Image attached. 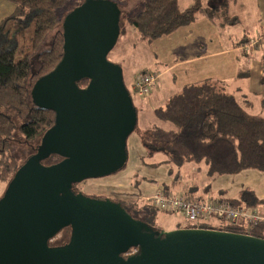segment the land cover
<instances>
[{
	"label": "water",
	"instance_id": "obj_1",
	"mask_svg": "<svg viewBox=\"0 0 264 264\" xmlns=\"http://www.w3.org/2000/svg\"><path fill=\"white\" fill-rule=\"evenodd\" d=\"M121 19L111 0H85L64 17V55L32 88L55 122L0 198V264H264L263 237L216 228L157 232L120 202L74 192V183L128 161L137 108L122 66L108 59ZM51 155L61 159L45 163ZM67 227L69 242L51 245Z\"/></svg>",
	"mask_w": 264,
	"mask_h": 264
},
{
	"label": "trees",
	"instance_id": "obj_2",
	"mask_svg": "<svg viewBox=\"0 0 264 264\" xmlns=\"http://www.w3.org/2000/svg\"><path fill=\"white\" fill-rule=\"evenodd\" d=\"M10 1L14 3L13 12L0 23V34H7V40L0 45V183L7 184L20 165L12 152L16 130L36 151L42 135L55 122L53 110L34 102L32 88L64 55V16L60 9L69 0ZM213 2L195 0L181 8L179 0H146L137 14L127 12L120 34L130 24L142 39L152 41L193 23L200 15L223 25L238 21L229 12L231 0ZM33 58L37 59L36 70H32ZM87 84L88 79L79 82L82 87ZM250 105L247 99L228 92L223 80L205 78L188 83L172 94L164 106L153 109L158 119L173 126H158L150 136L157 145L155 149L162 150L169 163L179 167L204 163L212 178L247 169L264 171V118L251 114ZM36 139L39 143L32 144ZM55 157L45 156L43 160L51 163ZM176 177L179 179L178 174ZM120 202L133 217L161 231L153 219L158 208L141 198ZM232 202L257 208L264 200L254 189L245 187ZM204 227L246 232L243 224L207 223ZM251 233L264 238V221L255 224ZM136 251L132 248L129 253Z\"/></svg>",
	"mask_w": 264,
	"mask_h": 264
},
{
	"label": "rangeland",
	"instance_id": "obj_3",
	"mask_svg": "<svg viewBox=\"0 0 264 264\" xmlns=\"http://www.w3.org/2000/svg\"><path fill=\"white\" fill-rule=\"evenodd\" d=\"M85 0H69L61 9L60 14L66 16L67 13L80 6ZM117 3L122 9L121 24H125L127 12L137 14L146 0H111ZM195 0H179L182 8L188 7ZM219 0H214L216 3ZM204 4H209L210 0H202ZM14 9V3L10 0H0V23L9 16ZM231 15L238 17V21L221 24L212 21V30L207 33L212 38V44L231 49L243 36L257 38L264 35V0H231L229 4ZM199 17H205L200 15ZM197 35L195 33L193 36ZM7 34H0V45L7 40ZM179 32L173 31L152 41L142 39L135 28L127 24L126 30L120 34L115 47L108 54V59L118 63L123 68L126 85L134 98L137 108V125L135 130L127 139L128 161L126 166L120 171L101 178H89L79 184L82 191L87 194L109 195L115 190L116 194L125 191L132 195L130 199L139 197L147 201V198L157 189L163 188L165 184H174L178 190L190 184L200 187L212 188V193L216 194L220 189H230L234 194L245 187L256 189L257 192L264 193V171L247 169L239 173L225 174L218 178L207 175V168L204 163L186 164L179 167L167 161L166 154L157 148L151 138V131L162 126L170 128L172 123L158 119L153 109L164 106L168 98L179 92L183 87V77L175 69H169L174 62L182 60L192 54V40H186L183 45L179 40ZM50 38L48 42H50ZM178 44L181 55L174 54V44ZM191 43V44H190ZM211 45V41L203 43ZM48 46V43L47 45ZM237 57L238 73H230L226 76L228 92L236 95L241 100L247 99L251 105L248 110L257 117L264 118V41L249 54L246 52L230 51ZM235 62V58H232ZM37 59H32V70L37 68ZM190 66V64L185 65ZM168 68V69H167ZM161 73L160 80L154 89H151L145 96H137L133 89L135 77L144 71H156ZM19 122V121H18ZM36 139L32 144H38ZM12 152L21 165L35 149L25 142V139L16 130V140L12 145ZM178 174L179 179L176 175ZM177 179V180H176ZM119 183H126L119 186ZM7 183H0V198L3 196ZM175 191V190H174ZM264 204V202H263ZM154 225L162 231H170L186 225L182 214L154 211ZM68 232H62L54 239L53 244L58 245L68 238Z\"/></svg>",
	"mask_w": 264,
	"mask_h": 264
},
{
	"label": "built area",
	"instance_id": "obj_4",
	"mask_svg": "<svg viewBox=\"0 0 264 264\" xmlns=\"http://www.w3.org/2000/svg\"><path fill=\"white\" fill-rule=\"evenodd\" d=\"M264 40L261 35L251 41L242 43L240 49L250 52L256 49ZM160 72H140L134 79L133 89L138 96H145L158 84ZM147 203L163 212L182 214L189 228H208L204 224L213 220L225 224H243L246 234H252V227L263 221V216L256 207L236 206L232 199L224 196H196L188 187L179 191L157 188L148 198ZM253 235V234H252Z\"/></svg>",
	"mask_w": 264,
	"mask_h": 264
},
{
	"label": "crops",
	"instance_id": "obj_5",
	"mask_svg": "<svg viewBox=\"0 0 264 264\" xmlns=\"http://www.w3.org/2000/svg\"><path fill=\"white\" fill-rule=\"evenodd\" d=\"M212 23L213 22L206 16L198 17L197 20L194 21L193 23L176 30V32H179V37L177 38H179V40L182 42L183 45L187 44L186 40L189 39L192 40L191 43H194V47L191 46L192 49L191 55H189L184 59L182 58V60H178L174 62L170 67H168L169 69H175V71L178 72L179 74L181 73L180 76H182L184 79L183 86L188 83L198 82L205 78H213V79H219L225 81L226 76L229 75L230 73L235 72L237 74L239 69L237 63L238 59L237 57H235L234 52L232 55L230 51H239L241 50L239 47L242 43L255 39V38L251 39L247 36H243L241 39L237 41L236 45L233 46L231 49L222 48V46L218 45V43L216 45H213L212 38L207 36V33H210L212 30ZM195 33H197V35L193 36ZM208 41H211L210 46L203 44V43H207ZM173 47L175 48L174 54L178 56V53L181 52L182 50L176 43L173 45ZM249 53L250 52H246V54ZM180 55L181 54L179 53L178 57H180ZM233 57L235 58V62L232 59ZM188 64H190L189 67L185 66ZM167 69L160 72V76L161 73L162 74L165 73ZM159 80L160 77L158 79V82ZM174 184L175 182L172 184H165L163 188L166 189L169 188L167 190L177 191V189L174 188ZM187 187L196 196H210V197L224 196L229 199H234L238 197V194H234L233 192L230 191V189L228 190L225 188H222L219 190V192L213 194L211 187L210 188L200 187L196 184H190ZM255 191L258 194V196L264 200V193L257 192L256 189ZM257 210L264 218V204H261L259 207H257ZM221 223L222 222H218L216 220H213L211 222V224H214L216 226H219Z\"/></svg>",
	"mask_w": 264,
	"mask_h": 264
},
{
	"label": "flooded vegetation",
	"instance_id": "obj_6",
	"mask_svg": "<svg viewBox=\"0 0 264 264\" xmlns=\"http://www.w3.org/2000/svg\"><path fill=\"white\" fill-rule=\"evenodd\" d=\"M60 159H61V158L57 156V157H55V158L53 159L52 162L59 161ZM119 171H120V170H119ZM117 172H118V171H117ZM115 173H116V172H115ZM110 175H112V174H110ZM103 177H106V176H103ZM98 178H101V177H98ZM83 181H85V180H83ZM83 181H81V182H83ZM81 182H79V183H74V184H73V190H74V192H76V193H83L84 195H87V196H89V197H91V198H94V199H111V200H113V201H115V202H120V199H124V200H125V199H128L129 197H130V198L132 197V195L128 194V193L125 192V191H123V192L117 194L118 196H112V194L116 192L115 190H111L113 193H111V194H109V195H103V194H94V195H91V194H87V193H85L84 191H82V190L80 189L79 184H80ZM118 185H119V186H124V188H126V183H124V184H123V183H119ZM115 194H116V193H115ZM135 198L140 199L139 197H135ZM120 203H121V202H120ZM121 204H122V203H121ZM62 232H68V233H69L68 238H67L64 242H62L61 244H58V245L53 244L54 239H56V238L59 236V234H61ZM71 232H72V230H71L70 227L64 228L63 230H61V231L59 232V234L55 235V236L50 240L51 245H53V246H62V245H66V244L69 242V238H70Z\"/></svg>",
	"mask_w": 264,
	"mask_h": 264
},
{
	"label": "bare ground",
	"instance_id": "obj_7",
	"mask_svg": "<svg viewBox=\"0 0 264 264\" xmlns=\"http://www.w3.org/2000/svg\"><path fill=\"white\" fill-rule=\"evenodd\" d=\"M59 234V233H58Z\"/></svg>",
	"mask_w": 264,
	"mask_h": 264
}]
</instances>
